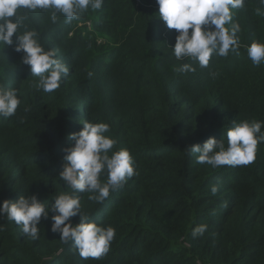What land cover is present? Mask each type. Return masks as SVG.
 Returning <instances> with one entry per match:
<instances>
[{
    "label": "trees",
    "instance_id": "trees-1",
    "mask_svg": "<svg viewBox=\"0 0 264 264\" xmlns=\"http://www.w3.org/2000/svg\"><path fill=\"white\" fill-rule=\"evenodd\" d=\"M258 7L260 0H245L234 12L239 54L213 55L206 68L175 58L177 32L158 16L156 0H104L71 23L28 12L20 33L37 31L70 72L56 91H37L22 53L0 49V85L21 99L14 116L0 117V201L35 195L51 205L69 191L59 178L63 149L84 121L109 124L106 135L130 151L137 174L102 204L79 193L81 211L116 230L101 259H82L62 243L49 211L37 240L0 215V264H264V143L254 163L237 167L199 164L187 150L209 137L226 143L227 128L245 119L262 122L264 132V64L254 66L245 47L264 42ZM182 63L196 71L177 72ZM202 224L206 231L193 237Z\"/></svg>",
    "mask_w": 264,
    "mask_h": 264
},
{
    "label": "clouds",
    "instance_id": "clouds-1",
    "mask_svg": "<svg viewBox=\"0 0 264 264\" xmlns=\"http://www.w3.org/2000/svg\"><path fill=\"white\" fill-rule=\"evenodd\" d=\"M103 3L104 0H0V49L13 46L14 51L22 53L21 62L37 78L32 82L33 87L45 93L54 92L70 69L58 58V49H46L41 44L37 31L20 33L27 13L43 10L50 14L52 23L57 22V14L64 17L65 23H71L79 21L89 9H101ZM156 4L158 16L166 27L177 32L172 50L178 61L191 60L206 68L213 55L239 54L241 42L237 34L241 26L233 21V16L235 10L245 7V0H156ZM260 4L264 5V0ZM255 12L264 16L260 7ZM245 47L254 66L264 64V42L254 40ZM176 71L195 72L196 68L182 63ZM20 104L18 89L0 85V117L14 116ZM82 125L79 131L67 135L66 139L74 143L63 149L59 178L69 191L59 193L51 205L39 202L35 195H20L15 201L4 199L0 201V215L13 221L25 236L37 240L38 224L42 218L48 219L51 211L50 230L59 233L60 241L71 242L82 259L98 260L109 252L116 230L112 226H100L83 213L79 193H89V200L102 204L111 192L122 188L137 173L130 151L116 150L117 141L106 135L110 133L109 124L84 121ZM261 129L262 122L257 120L233 122L226 130V143L224 139L217 141L209 137L202 145L192 144L187 150L196 155L197 163L213 168L247 166L255 162L258 144L264 143ZM217 191L218 186L213 185L211 192ZM77 215L79 222L73 224L71 218ZM206 229V224L197 226L193 237L203 235Z\"/></svg>",
    "mask_w": 264,
    "mask_h": 264
}]
</instances>
